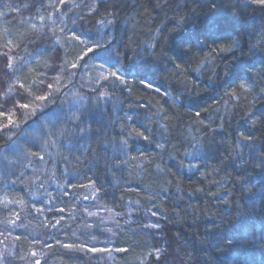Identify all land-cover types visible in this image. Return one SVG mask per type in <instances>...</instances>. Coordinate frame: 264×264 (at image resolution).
I'll return each instance as SVG.
<instances>
[{
    "label": "trees",
    "instance_id": "16d2710c",
    "mask_svg": "<svg viewBox=\"0 0 264 264\" xmlns=\"http://www.w3.org/2000/svg\"><path fill=\"white\" fill-rule=\"evenodd\" d=\"M30 1L28 7L25 0H0V45L7 32L6 38L20 44L16 64L33 54L31 63L14 75L0 74V84L5 82L0 111L8 112L3 88L23 84L22 94L31 98L49 92L47 85L59 77L61 84L54 103L48 99L36 114L14 111L19 127L0 132V228L18 216L14 237L19 254L35 253L33 261L41 264H91L83 253L104 248L101 242L107 240L95 222L79 233L82 220L91 212L117 217L132 212L139 223L115 235L114 249L126 251H117L109 264H264V10L235 0L242 15L222 10L209 19L200 7L205 0H107L115 20L101 26L98 21L113 17L103 7L99 14L90 12L95 0H76L79 20L54 24L56 36L66 26L60 42L50 36L42 43L28 23L11 19L18 6L23 8L20 20L24 10L31 17L42 2L53 3ZM117 4L119 8L112 7ZM182 17L185 23L177 30ZM73 28L93 40H110L109 52H97L100 60L87 57L83 67L64 69L81 50L67 38ZM204 30L216 32L219 39L202 48L197 38L203 40ZM181 38L190 41L183 49ZM156 41L158 47H147ZM110 54L115 56L109 62L115 64L112 70L125 76L126 83L96 81L90 66L98 67ZM2 61L6 64L5 57ZM146 68L155 72L148 77L151 88L140 83ZM236 76H251L254 90L242 92ZM233 89L239 99L228 95ZM73 97L81 99L77 108L70 103ZM53 113L60 114L58 130L64 135L49 146L52 137L45 132L51 131L47 121ZM0 123L6 124V118ZM131 127L147 128L149 140L130 139L131 151L117 160L118 134ZM241 132L252 139L243 140ZM9 136L37 156L7 151ZM90 181L94 186H88ZM95 189L101 191L92 198ZM153 211L159 235L145 233L148 222L142 213ZM42 219L60 222L46 232ZM44 243L46 250H40ZM163 246L157 259L155 249Z\"/></svg>",
    "mask_w": 264,
    "mask_h": 264
},
{
    "label": "snow or ice",
    "instance_id": "6c2138e0",
    "mask_svg": "<svg viewBox=\"0 0 264 264\" xmlns=\"http://www.w3.org/2000/svg\"><path fill=\"white\" fill-rule=\"evenodd\" d=\"M65 4V0H58V5H64ZM58 5H53V4H49L48 7L52 8L54 12L59 13L60 12V8ZM251 5H257L259 6L262 10H264V0H244V6H251ZM104 8L105 13L108 16H112L113 19H108L107 21L105 20H100L98 21V23L101 26H105V25H111L114 23L115 20V13L113 12H109L108 11V5L105 3V0H95L94 6L90 8V12H95L97 14H99L100 9ZM112 7L114 8H119L120 5H112ZM200 7L202 9H207V14H208V18L211 19L213 17H215L216 15H218L222 10H230L232 12V15L235 17L236 15H242V6L240 3L235 2V0H205V3L201 4ZM62 15L57 17V20H53L52 23L55 24L57 23V21L60 24H63V19H62ZM52 17V13H49L48 18L51 20ZM39 21H40V27L44 28V21H45V16L40 15L39 16ZM185 23V18H181L180 20H178L176 22V29L179 30L181 29L182 25ZM33 29L37 30L35 27V24H33ZM60 32H66V26L65 27H61L59 29ZM68 32H70V35H67V38L70 39L71 41L75 42L76 45L78 47L81 48L80 50V54L76 57V61L72 62V63H67L65 62V64L63 65L64 69H77L79 67H83L87 64V57H95L96 59L100 60L101 57H97L96 53L100 52L101 50H103L104 52H109L110 47H111V41H105L103 39H99V40H93L92 37H90L89 35H87L86 33H79L78 31L73 28L71 30H67ZM55 34V33H53ZM8 35H10L9 33L5 32L4 36H5V42L3 43V45H0V47H2L4 49V51L2 53H0V55H2L3 57L6 58V64L4 66L3 71L6 74L9 75H14L15 71L20 70V67L27 65L29 63H31L32 59H33V54H28V56L26 58H22L21 61L19 62V64H15L14 63V57L13 55H11V53H13L15 51V49L20 47L19 43H15L13 39H9L6 38ZM105 35H107V33H105ZM200 35L203 37V40L199 39V37L197 38V43L201 44L202 48L203 46L207 45L208 41H211L213 44L216 43L217 39H219V36L216 32L211 31V30H204L200 33ZM43 38V37H41ZM31 43L35 44L36 40L32 39L30 41ZM57 43H59V38H57ZM159 41H156V43H150L147 47L148 48H156L159 46ZM190 44V41L185 40L183 38H181V43L178 45L181 49L184 48L185 45ZM219 51L223 52L229 49H225V48H219ZM44 51V50H41ZM214 51H216V49H214ZM185 54H188L187 52ZM35 59H39V53L36 54ZM115 56L114 54H110L108 59H104L102 60V62L98 65L99 68L101 69H106L107 74L102 76L103 80H107V78L109 76L116 78V80L120 81L121 83H126L127 80L125 78V76L121 75L119 73V71H113L112 69L115 68V64L112 63L110 64V60H114ZM170 61H171V57H169ZM83 61L84 63L81 64L80 62ZM118 62V61H117ZM176 67L178 68L179 65H176ZM70 75H74V73H70ZM143 78L140 80L141 84H144L145 86L151 88L153 85L150 82V80L148 79L149 76L151 75H155V72L152 69H144L142 72ZM59 77V74H58ZM235 81H238V87L240 90H242V92H248L250 90H254V86H255V82L253 81L251 76H248L247 79L243 76H236L235 77ZM41 83H43V81H41ZM60 84V80L59 78H57L56 84L53 83H49L47 85V88L49 89V92L45 93L44 95H38L35 96L33 98V102L32 103H17V105L15 106L16 108L19 109H25V110H29L31 109V111L33 113L37 112V111H43V103L45 101H48L49 96L52 94V91H60V87L58 86ZM21 88H23V84L20 85ZM157 91H159V89H156ZM261 92H264V90H261ZM228 95H230V97L235 98V99H239V97L236 95V91L235 89H233L230 93H228ZM7 102V101H5ZM33 104H35L36 106L33 107ZM15 114L14 110H10L9 112L5 113L3 111H0V117H5L7 119V123L3 124L0 123V132L4 131L5 129H13V128H18L19 124L13 119V115ZM197 116H199V112L196 113ZM73 118H76L75 116ZM63 120L66 122H69V118L67 116L63 117ZM127 120L132 121L133 117L132 116H128ZM61 121V116L58 113H53L47 123L51 124V131L50 132H45L46 136L52 137V139H49L47 141V143L49 144V146H54L56 143H58V137L64 135L63 131H59L58 130V125L59 122ZM77 127H79V125H77ZM83 131V129H82ZM149 130L147 128H144L143 131H140L139 129L135 128V127H131L129 128L127 131H123L121 132V134H118V139L114 148V151L116 152L117 155V160H119V156L120 153H123L125 156L128 155V153L131 151V144H130V139H134V138H140L143 139L145 141L149 140V136L146 135L145 133L148 132ZM240 136L243 140L248 141L251 140L252 137L249 136H245L243 132L240 133ZM9 140H11V136L8 137ZM247 146V145H245ZM89 151H91V148L88 149ZM7 151L12 152V153H21L25 156V158H32V157H36L37 153L35 152H31V151H25L23 148H21L20 144L17 141L11 140V143L8 145L7 147ZM144 154L141 152L140 156L142 157ZM194 155V153H193ZM7 159V157L5 156V160ZM39 159H43V156H40ZM132 159H135V157H132ZM120 163H124L125 161H119ZM115 163V162H114ZM261 168H264V161L261 162L260 165ZM89 171H91V169H89ZM95 181H90L89 182V187L94 186ZM85 185H81V187H84ZM101 190L100 189H95L93 191L92 194V198L96 197V194L99 193ZM89 197H85V199H88ZM7 202V201H6ZM37 211H40L39 209ZM60 211H63L62 209ZM90 216H94L96 215L95 213H89ZM152 216L157 215L156 212H152L151 213ZM18 218V216H17ZM62 219V217H61ZM59 220L56 221V224H53L52 227H56L57 224H59ZM8 223L10 224H15V221H9ZM145 228H158L159 225L156 223H150V224H146L144 226ZM109 231H111L109 229ZM17 239H19V237H17ZM57 243H59V241H57ZM220 241H218L217 243V247H219L220 245ZM229 243H231V241H229ZM64 248H68V249H73V248H85V245H73V244H64L63 245ZM104 249H98L95 247H91V248H87V251L89 252H97V251H103ZM117 251H126V249H117ZM160 249L156 248L155 249V255L156 258L159 259V255H160ZM35 255V253H33V256ZM152 253H149V256H151ZM3 257L0 256V262H2ZM34 264H41V261L39 259H36L34 261Z\"/></svg>",
    "mask_w": 264,
    "mask_h": 264
},
{
    "label": "rangeland",
    "instance_id": "374dc122",
    "mask_svg": "<svg viewBox=\"0 0 264 264\" xmlns=\"http://www.w3.org/2000/svg\"><path fill=\"white\" fill-rule=\"evenodd\" d=\"M26 2H28V7L31 4L30 0H25ZM53 3H47V2H42V4L40 5L41 9L39 10V12L34 13V15H32L31 17L27 16V12L26 10H24L23 14L21 15V18L19 20V14L20 12L19 9H23L22 7L16 8V10L13 9V14L11 16V19L13 21H22V22H26L30 25V29L33 31V33L38 36L40 38V41L43 42H47L48 39L50 38V36H53L56 40L57 38L60 37V32H58V35L56 36V34L54 32V24L52 23L53 20H57L55 19L56 16H61L62 15V19H63V24H60L58 21L57 24L58 26L64 25L69 21H73L75 23V20H79L78 16L80 15V10L76 7V5H78V3H76V0H65V4L64 5H58V0H52ZM84 1L86 2L87 0H80V2L84 3ZM107 1V0H105ZM95 3V2H94ZM49 4H53V5H58L60 8V12H54L52 8H49L48 5ZM94 6V5H92ZM67 8V9H66ZM38 11V10H37ZM36 12V11H35ZM49 13H52V17L51 20L48 18ZM58 14V15H57ZM76 14V15H75ZM10 15V14H9ZM7 15V17L9 16ZM43 15L45 16V21H44V28L40 27V21H39V16ZM24 17V18H23ZM74 17V18H73ZM18 19V20H17ZM69 20V21H67ZM71 23V24H74ZM33 24H35V27L37 30L33 29ZM52 34V35H51ZM43 37V38H41ZM60 42V39H59ZM3 51H0V53H2ZM11 55H13L14 57V63L16 64L17 62V53L14 51L13 53H11ZM3 57L2 55H0V58ZM5 66V62L2 61V63L0 62V74H5V72L3 71V67ZM58 65H56L54 68L56 69ZM92 67L94 70H92L93 74L96 76V81L98 80V84H100V82L102 81H109L111 79H116L114 77L109 76L107 78V80H103L102 76L106 75L107 72L104 69H101L99 67H95V66H90ZM59 68H61V65L59 66ZM83 71V70H82ZM87 69L84 70V72H86ZM61 77H59L60 79ZM93 78V79H95ZM91 79V80H93ZM90 79H87V81H89ZM61 81V80H60ZM94 81H92L91 83H93ZM5 82H3L2 84H0V86H4ZM61 84V82H60ZM60 84L58 86H60ZM98 86V85H97ZM21 88L16 89L15 87L12 88H3V91L1 93V99L4 101H7L6 103V109L9 112L10 110H14V111H24V112H29V114H36L37 112L33 113L31 111V109L29 110H25V109H19L16 108L15 106L17 105V103H26V101L28 100V98L25 95L22 94V91L20 90ZM57 91H52V94L49 96V102L54 103V99L57 98L56 93ZM59 93V91H58ZM32 100H30L27 103H32L33 102V98L31 97ZM30 98V99H31ZM81 99L77 98V97H73L72 100L70 101V103L72 104V107L77 108L78 104L80 103ZM36 105L33 104V107H35ZM71 106V105H69ZM14 117V116H13ZM0 119H5V117H0ZM14 119V118H13ZM7 120V119H6ZM8 122V121H7ZM92 213V212H91ZM61 214V213H60ZM96 215L94 216H90L87 215V218H85V220H82L81 223V227L79 228V230H81L79 233H84L87 232L88 230V226L87 224H90L91 222H95L96 225H98L97 229H103V231H101L102 235H104V238L107 240L106 242H101V244L103 246H105L104 248H98V249H104L103 251H97V252H89L87 250H85V252L83 254H85V256L87 257L88 261H91V264H100L104 263V264H109L110 261L118 254L117 251L114 249L113 247V241L115 238V235H121L123 234V230L124 229H128L134 224H137V220H136V216L134 213L130 212L128 213L126 216L123 217H117L114 216L112 214H105V213H95ZM83 215V214H81ZM142 215L145 217V219L147 220V224L150 223H155L154 221V217L150 214V213H142ZM85 217V215H84ZM56 220V219H55ZM15 224H8L7 222V227H3L0 228V256L3 257L2 262H0V264H34V261L32 258H34L36 255L32 256V257H25L22 256L21 254H19L18 252V243L17 240L14 237V231L16 232V230H18V227L20 225V220L14 219ZM58 221V220H56ZM139 223V222H138ZM40 224L42 225V227L45 229L46 232H49L50 229H52L51 225L52 223L47 222L45 219L40 220ZM74 225H72L73 227ZM109 229L111 231H109ZM30 231H32V229H28ZM78 230V229H77ZM133 232H135V230H132ZM160 228H146L145 229V233H147L148 235L151 233L153 235L157 234L159 235ZM142 232V231H139ZM41 233V234H40ZM38 237L39 238H43L42 236V232L38 231ZM30 236L32 235V232L29 234ZM108 236V237H106ZM101 237H99L98 239H100ZM101 240V239H100ZM45 248H43V246H39L40 250H46L47 245L44 243ZM164 246L162 249L160 250H164ZM69 252H72L69 250ZM74 252V251H73ZM72 252V253H73ZM161 254V253H160ZM94 261V262H93ZM88 264V263H87Z\"/></svg>",
    "mask_w": 264,
    "mask_h": 264
}]
</instances>
